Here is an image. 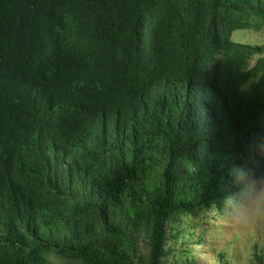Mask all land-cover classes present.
<instances>
[{
  "label": "trees",
  "instance_id": "obj_1",
  "mask_svg": "<svg viewBox=\"0 0 264 264\" xmlns=\"http://www.w3.org/2000/svg\"><path fill=\"white\" fill-rule=\"evenodd\" d=\"M239 30L264 0H0V264H194L199 218L264 181Z\"/></svg>",
  "mask_w": 264,
  "mask_h": 264
},
{
  "label": "rangeland",
  "instance_id": "obj_2",
  "mask_svg": "<svg viewBox=\"0 0 264 264\" xmlns=\"http://www.w3.org/2000/svg\"><path fill=\"white\" fill-rule=\"evenodd\" d=\"M232 40L264 46V31L239 30L234 32ZM262 152L264 155V148ZM199 219L206 230L201 245L194 244L202 237L200 226L196 227L194 236L188 235L194 264H222V254L231 259V264H253L256 247L264 254V181L249 186L227 202L224 212L212 209ZM195 224H198V218ZM169 246L167 244V248ZM179 246L180 243L176 247Z\"/></svg>",
  "mask_w": 264,
  "mask_h": 264
}]
</instances>
